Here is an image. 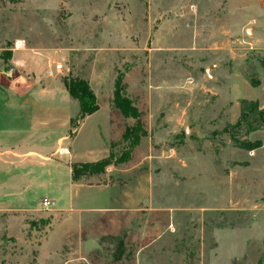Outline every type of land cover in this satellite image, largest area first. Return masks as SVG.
<instances>
[{
	"label": "rangeland",
	"instance_id": "obj_1",
	"mask_svg": "<svg viewBox=\"0 0 264 264\" xmlns=\"http://www.w3.org/2000/svg\"><path fill=\"white\" fill-rule=\"evenodd\" d=\"M38 2L0 0V64L17 48L48 52L47 66L64 65V82L90 85L102 112L74 140L77 159L127 152L123 135L135 120L113 105L120 77L147 135L130 160L86 181L132 194L122 208L132 214L126 230L100 235L92 249L82 247L86 236L49 248L54 225L58 240L69 224L97 218L57 216L55 206L5 215L0 264H264V151L247 149L264 142V128L236 126L241 104L236 112L226 97L219 57L204 48L203 32L197 45L190 36L192 16L203 24L205 1L65 0L52 9ZM239 55L224 72L237 68L250 84L259 80L264 56Z\"/></svg>",
	"mask_w": 264,
	"mask_h": 264
},
{
	"label": "crops",
	"instance_id": "obj_2",
	"mask_svg": "<svg viewBox=\"0 0 264 264\" xmlns=\"http://www.w3.org/2000/svg\"><path fill=\"white\" fill-rule=\"evenodd\" d=\"M37 1L52 9L65 0ZM204 1L203 24L192 16L191 38L197 45L203 32L204 48L211 58L219 57L217 65L222 66L220 74L228 87L226 97L236 112L243 100L257 101L264 110V68L257 87L237 68L224 72V65L240 60L239 52L264 56V0ZM14 52L0 64V217L35 214L44 208L45 199L55 202L57 216L87 211L97 219L69 224L58 240L54 225L49 231V248L86 236L82 247L92 249L100 235L116 236L132 224V214L122 210L133 202L129 191L111 183L86 182L89 177L79 181L72 177L74 164L96 161L79 160L72 149L83 125L101 113L102 107L71 135V121L80 113V104L71 97L60 71L47 66L48 52L18 48ZM82 190L90 191L89 197H84ZM92 191L100 194L97 197Z\"/></svg>",
	"mask_w": 264,
	"mask_h": 264
},
{
	"label": "trees",
	"instance_id": "obj_3",
	"mask_svg": "<svg viewBox=\"0 0 264 264\" xmlns=\"http://www.w3.org/2000/svg\"><path fill=\"white\" fill-rule=\"evenodd\" d=\"M12 3L20 2L21 0H7ZM65 85L72 98L78 100L80 104V113L71 121V135L77 131L81 122L97 111L100 107L96 94L92 91L90 85L80 78H72L65 80ZM254 87L260 85L259 80H251ZM113 105L116 110L125 118L135 120V125L127 128L123 135L126 141L130 142L126 153L117 157L111 152L108 156L93 162L76 163L72 166V177L74 181H79L83 178L104 174L110 166H117L130 160L134 148L139 144L142 137L147 135L144 123L142 121V112L131 102L124 94V84L122 77L115 82ZM245 125L249 133L261 130L264 128V110L260 108L257 101L243 100L241 102V115L237 122V127ZM233 139V137H232ZM234 140V139H233ZM263 141H255L250 144L248 150H255L263 147Z\"/></svg>",
	"mask_w": 264,
	"mask_h": 264
},
{
	"label": "built area",
	"instance_id": "obj_4",
	"mask_svg": "<svg viewBox=\"0 0 264 264\" xmlns=\"http://www.w3.org/2000/svg\"><path fill=\"white\" fill-rule=\"evenodd\" d=\"M24 44V43H23ZM23 45L21 44V47H22ZM55 69L57 70V71H63L64 70V65L63 64H57L56 65V67H55ZM13 71V69H11V72ZM49 73H51V72H49ZM43 206H44V208L45 209H51V208H54V206H55V202L54 201H52V200H47V199H45L44 201H43Z\"/></svg>",
	"mask_w": 264,
	"mask_h": 264
}]
</instances>
